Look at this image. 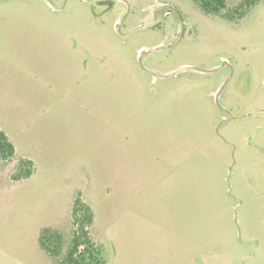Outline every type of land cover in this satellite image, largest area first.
Wrapping results in <instances>:
<instances>
[{
  "label": "rangeland",
  "instance_id": "obj_1",
  "mask_svg": "<svg viewBox=\"0 0 264 264\" xmlns=\"http://www.w3.org/2000/svg\"><path fill=\"white\" fill-rule=\"evenodd\" d=\"M250 4L230 21L193 0H0V264H55L38 236L59 231L63 256L77 196L105 264H264Z\"/></svg>",
  "mask_w": 264,
  "mask_h": 264
},
{
  "label": "trees",
  "instance_id": "obj_2",
  "mask_svg": "<svg viewBox=\"0 0 264 264\" xmlns=\"http://www.w3.org/2000/svg\"><path fill=\"white\" fill-rule=\"evenodd\" d=\"M202 11L207 14L219 15L226 20H236L246 14L252 0H246L231 10L226 8V0H193ZM15 148L7 138L5 131L0 129V159L6 160L12 156ZM33 163L31 159H21L19 170L13 180L26 179L32 175ZM93 209L80 196L74 199L71 210V231L68 246L61 254L63 238L59 231L43 228L38 236L41 248L54 259L55 264H105L103 247L90 236L89 229L93 222Z\"/></svg>",
  "mask_w": 264,
  "mask_h": 264
}]
</instances>
